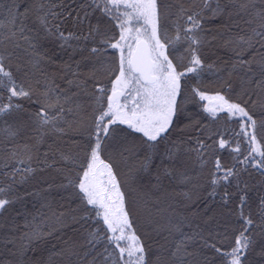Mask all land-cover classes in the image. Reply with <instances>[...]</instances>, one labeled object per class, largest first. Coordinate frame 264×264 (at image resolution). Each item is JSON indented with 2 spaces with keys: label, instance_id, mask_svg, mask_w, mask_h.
<instances>
[{
  "label": "trees",
  "instance_id": "1",
  "mask_svg": "<svg viewBox=\"0 0 264 264\" xmlns=\"http://www.w3.org/2000/svg\"><path fill=\"white\" fill-rule=\"evenodd\" d=\"M102 2L103 0L101 6ZM217 2L223 11L213 14L211 9L216 8ZM158 4L165 13L166 18L162 24L167 29L169 38L175 36L176 26L181 29L186 26L180 9L189 10L190 13L203 6L201 0H158ZM236 7L230 0H210V7L205 9L202 20L205 35L214 37L218 32L224 33L232 41L228 45L230 51L217 47L218 53H215V39L201 47L200 56L205 67L198 73H187L181 77L180 94L177 96L178 111L173 117L166 142L162 141L157 149L150 150L144 144L142 134L135 133L127 125H116L113 126L116 128L114 136L105 142L106 146L100 154L105 163L112 165L124 195V207L131 225L126 234L134 233L139 238L145 248L147 264H169L170 248L174 247V241L180 238V234L174 231V225H180L183 233L193 237L188 245V251L193 255L185 258V264H225V257L216 249L221 252L230 251L235 246V238L243 225L240 218L241 195L246 196L244 215L251 213V218L259 223L258 206L260 198L264 196V170L255 169L251 164H239V160H243L249 150L243 136H236L241 130V118L237 116L229 119L226 111L218 112L213 117L205 111V102L193 91L197 89L210 97L219 92L230 102L247 101V108L257 121L255 134L264 147V127L261 126L264 121V91L258 87L252 90V86L264 75L260 67L264 49L253 47L244 52L242 58L246 61L255 55L250 73L236 70L227 77L225 73L226 69L232 68L233 62L238 59L237 52L242 51L244 47L237 42V38H247L251 28L256 26L246 23L248 15L244 12L238 13ZM255 8H264V0H255ZM45 13L47 27L51 29L50 34L46 33L45 27L37 19ZM113 13L120 15L115 9ZM0 22L4 25L0 28V36H8L9 27L15 30L23 23L27 28L34 30L26 32V35H36L38 32L44 37L39 41L37 48L43 58L35 67L31 63L34 59L31 50L25 51L27 45L23 41L20 42V48H15L11 40L0 42V56L4 57L5 67L11 71L17 83L23 84L26 90L33 91L31 101L26 98L13 100V103L23 105L25 111H13L0 116V187L5 189L0 198L11 201L0 210V264H89L93 257L94 264H112V260H106L105 257L111 253L112 259L118 258V249L114 244H108L103 237L99 243L93 242L96 244L95 248L88 243L89 233L93 229L98 233H110H107L102 218L96 217L95 206L86 204L82 199L83 194L75 185H78L79 177L89 162V136L86 129L90 126L92 117L99 114L94 101L98 94L95 90L96 83L104 86L107 94H110L115 75L109 73L113 69L116 74L119 73L121 50L108 48L100 43L104 37L114 36L119 39L120 29L117 27V21L104 14L94 0H0ZM232 24L236 26L231 27ZM57 25L66 36L73 33L74 36H79L80 40L71 37L67 42L60 40L59 32L56 31ZM127 26L133 27L132 36L135 37V29L142 28L143 21H131ZM224 27H227L228 33H225ZM92 28H97L99 34L85 40L84 36ZM109 42L114 43L115 40ZM131 43L135 49V39H132ZM93 47L102 51L92 54L90 50ZM186 47L185 43L180 42L175 46L174 52L171 48L168 49L169 59L177 65V71H185L189 66L187 59H179ZM124 55H128L127 43L124 44ZM101 64L107 70L97 71L95 76L87 80L85 89L80 90L67 83L68 80L86 79L90 71L94 67L99 69ZM208 65L212 67L209 68ZM249 76L251 83L244 81V95L240 84L237 85L236 82L241 77L247 81ZM56 85L59 86L56 92L65 89L60 93L61 103L65 108L64 119L56 121V127L65 129L64 132L54 131L50 125L39 128L38 123L29 118V113L38 112L40 109L36 101L39 99L43 102L45 99L41 93L47 87ZM248 89L251 92H247ZM72 93L78 94L73 96ZM247 93L252 94L251 99ZM50 96L54 99L55 93ZM64 96H70L71 99L65 102ZM7 102L8 93L3 91L0 104ZM77 103L82 105L79 115L86 118L85 125L79 127L73 124V127L69 128L65 121L74 120L76 117L68 113L67 109ZM104 107H107L106 95ZM57 111L58 108H54L50 110L49 115L55 116ZM243 119L246 121V118ZM9 125L14 130L18 129L16 137L9 138L4 131ZM187 125L190 126L187 128ZM221 138L230 141L224 149L219 148L218 142ZM198 139L205 145L201 150L203 156L194 150L198 147ZM129 143L138 146L132 161L139 168V174L132 171L129 160L121 158L115 147ZM25 145L28 146L27 149L24 148ZM237 145L241 148L239 154L232 151ZM166 148L176 150L174 159L166 157ZM13 149L17 152L15 156L11 155ZM150 151L151 163L145 170L140 165ZM29 153L32 157L30 161L27 159ZM62 154L72 159L63 160ZM217 159L224 168L236 165V170L240 171L239 177H230L228 181L221 179L213 185V173L217 177L223 176V171H216ZM256 159L260 157L257 155ZM29 167L34 171H25ZM13 169L18 170L15 182L11 175ZM165 169H169L170 174L166 173ZM21 176L24 177L23 180ZM69 179L74 181L73 185L68 184ZM153 186L155 189L152 190ZM213 191L215 195H212ZM225 192L229 194L227 203L222 199ZM142 195H145L144 198L148 195L151 200H141ZM67 197L69 201L64 200L68 199ZM148 209L159 213L155 216L158 221L154 220V226L156 222L160 225L168 224L164 231H159L160 234L156 235L153 225L148 223L149 219L145 215ZM62 219L68 226H60ZM26 224L28 227H25ZM32 230L41 234V238L34 240L21 254L19 237L22 232ZM259 231L258 227L252 228V233ZM5 239L14 242L12 241V245H6ZM254 239L256 242L247 251L243 264H264V255L260 254L264 237L255 235ZM126 243L121 242L122 246ZM165 243L168 246L162 254L159 246ZM210 245H215V248ZM38 248L42 251H37ZM48 248L62 254L63 259L57 257L47 261Z\"/></svg>",
  "mask_w": 264,
  "mask_h": 264
},
{
  "label": "snow or ice",
  "instance_id": "2",
  "mask_svg": "<svg viewBox=\"0 0 264 264\" xmlns=\"http://www.w3.org/2000/svg\"><path fill=\"white\" fill-rule=\"evenodd\" d=\"M235 4L236 11L244 12L248 15V19L245 21L248 24H255L256 26L251 28L250 35L247 38L240 36L237 38V42L243 45V49L237 52V61L233 62L232 68L229 70V75L233 71L243 70L246 73L252 71L251 65L255 60V55L249 60H244L242 57L244 52L251 50L253 47L258 49H264V8L256 9L255 0H230ZM94 3L100 10L109 15L112 19L117 21V27L120 29L119 39H115L114 36L104 37L100 43L112 49H120L121 55L119 59V73H115L113 69L109 74L115 75V79L112 80L111 94H107V89L96 83L95 90L98 93L95 98L96 111L98 115H94L91 119L90 126L86 129L88 131L89 143L87 145L89 149L88 157L89 162L84 169L82 176L79 177L78 187L80 193L83 194L82 199L86 201L87 205L95 206L96 217L102 218L103 224L107 228V233L97 232L93 229L89 233L88 243L95 248L96 243L100 242V238L103 237L108 241V244H114L118 249V258L112 259V254L109 253L105 257L106 260H112V264H147L145 258V248L139 241V238L133 233L127 235L126 232L131 228L128 213L124 207V195L120 190V185L117 182L116 176L113 173V167L110 163H105L100 154L104 147L105 142L110 140L115 132L116 125H127L129 129H132L135 133L142 134L143 142L150 150L158 148L162 141L166 142L167 135L170 131V127L173 124V117L178 111L177 96L180 94L181 77L187 73H198L203 70L205 65L200 56L201 47L210 43L215 37H208L205 35L203 29L202 20L204 19V11L210 7V0H201L203 5L201 8L195 11L180 9V15L185 17V27L182 29L176 26L175 36L169 38L167 29L163 27L162 21L166 18L165 13L161 11L158 0H103L101 6V0H94ZM113 9L120 13L119 16L113 13ZM124 9V11H121ZM130 9L131 11H127ZM250 9L252 11H250ZM213 14H218L223 11L220 4L217 2L216 8L211 9ZM23 15V14H21ZM55 15V13H53ZM47 13L44 16H39L37 19L40 24L45 27L46 33L50 34L51 29L47 27L46 21ZM121 17H124L123 19ZM131 21L140 22L143 21L142 28L135 29V37L132 36L133 27L127 26ZM15 23V17H13L12 24ZM4 25L0 22V28ZM149 28L151 31L149 32ZM33 29H29L21 23L20 26L12 30L9 27L8 36H0V42L4 40H11L15 48H20L21 41L27 45L25 51L31 50V56L34 58L31 63L33 67L37 66L40 62V53L37 51L39 47V41L44 39L37 32L36 35H26V32H32ZM56 31L59 32V39L67 42L68 39L74 38L80 40L79 36H74L73 33H68L66 36L64 32L59 30V25L56 26ZM99 34L97 28L90 29L89 33L84 36V39L94 38ZM143 37V39L141 38ZM258 38V39H256ZM135 39L136 45L133 49L131 40ZM115 40L114 43L109 41ZM183 42L187 45L184 49V53L179 57L180 60L187 59L188 67L185 71H177V65L173 63L172 59H169L168 49L175 51V46ZM127 43L128 55H124V44ZM226 44L232 43V41H226ZM102 50L93 47L90 52L96 54ZM190 57V59H189ZM4 57L0 56V95L3 91L8 93V102L0 104V116L8 115L13 111L21 112L25 111L23 105L19 103H13L14 98H26L31 101L33 91L31 89L26 90L23 84L17 83L10 70L4 65ZM127 65V67L125 66ZM207 67L211 68V65ZM260 67L262 73H264V57L260 60ZM107 70V68L101 64L100 68H93L84 80H68L69 85H74L77 89L83 90L87 86V80L92 76H95L97 71ZM134 73L138 75H133ZM73 75H78L73 73ZM6 78V79H5ZM243 81V78H241ZM247 83H251V76L248 77ZM39 83V81H37ZM49 84L51 82L49 81ZM59 86L47 87L41 95L45 98L43 102L39 99L36 101L40 105L38 112L29 113V118L38 123L39 128L44 126H51L52 130L56 132H64L65 129L56 127L57 120L64 119L65 108L61 103L60 93L65 89H60L56 92ZM256 87L264 91V75L261 79L256 81ZM193 91L204 100H214L217 104L212 107H206L205 111L209 112L213 117L218 112L226 111L229 114V119L239 116L241 118V130L236 133L237 137L243 136L244 140L248 144V152L244 155L243 160H239V164L246 165L251 164L255 169L264 170V147L261 146L255 134L257 128V121L250 114L247 108V101L230 102L224 95L219 92L215 96H207L204 92L193 89ZM55 93V98H51L50 94ZM134 93V94H133ZM78 93H72L73 96ZM249 99H251V93H247ZM107 96V107H104V96ZM129 96H131L132 107L129 108ZM124 97L125 103H120V98ZM70 96H64L63 100L67 102L70 100ZM255 104L256 102L253 101ZM58 108L55 116H50V110ZM82 111V105L80 103L75 104L74 107L67 109L68 113H71L74 120H66L65 123L69 128L73 127V124H77L79 127H84L86 118L80 116ZM246 118V121L243 119ZM105 121H107L105 123ZM261 126L264 127V121L261 122ZM78 130V129H76ZM4 131L7 132L9 138L16 137L18 129H13L9 125ZM43 133H41V136ZM223 136V134H221ZM219 148L224 149L229 145L230 141L221 138L219 140ZM198 155L203 156L205 145L201 140H197ZM28 148L27 145L24 146ZM127 150V149H123ZM175 149L166 148L165 154L168 159H174ZM235 153H241V148L237 145L232 150ZM12 156L17 155L15 149L12 150ZM260 159H256V156ZM31 154L27 156V159L31 160ZM61 159L70 160V156L61 155ZM23 162V161H21ZM151 163V151L145 156L141 162V168L147 169V166ZM216 171H223L222 177H217L213 173V179L211 183L216 185L221 179L228 181L230 177H239L240 171L236 170V165L230 168H224L220 160L217 159L215 163ZM246 170V169H242ZM17 169L12 170L13 180L17 174ZM25 171L31 173L34 171L31 167ZM165 172L170 174L169 169H165ZM107 174L108 181L104 184L103 181L97 179L98 176ZM264 174V173H262ZM24 177L21 176V180ZM15 182V180H14ZM69 185H73L72 179L68 180ZM239 186V180H237ZM12 185H9L11 188ZM5 193V189L0 187V196ZM212 195H215L213 191ZM227 203L229 194L225 192L222 197ZM11 203L9 199L0 198V210H3L6 205ZM246 203V196H240V218L243 221L242 229L235 238V246L230 251L221 252L220 249H216L221 255L225 257V264H243V258L247 251L255 244L254 236L258 235L264 237V196L260 198L258 212L259 223H256L251 218V213L244 215L243 206ZM25 227H28L26 224ZM258 227L260 231L258 233H252V228ZM174 231L180 234V238L174 241V247L170 248V255L168 256L169 264H185V258L193 255L188 251L189 242L193 237L189 236L181 231L180 225L173 226ZM118 233V234H117ZM41 238L36 230L30 232H22L19 239L21 241L19 245V251L21 254L27 250L28 246L34 240ZM11 242V241H10ZM121 242H127L125 246H122ZM207 246V245H206ZM215 248V245H210ZM107 249H105L106 251ZM261 255H264V245L261 248ZM99 255V254H98ZM95 257L89 261V264H94Z\"/></svg>",
  "mask_w": 264,
  "mask_h": 264
},
{
  "label": "rangeland",
  "instance_id": "3",
  "mask_svg": "<svg viewBox=\"0 0 264 264\" xmlns=\"http://www.w3.org/2000/svg\"><path fill=\"white\" fill-rule=\"evenodd\" d=\"M231 27H235L236 26V24L235 25H230ZM223 29H225V33H228V29H227V27H224ZM227 35V34H226ZM215 42H214V45H215V53H218V49H217V47L219 48V49H222V50H224V51H230V46H228L229 44H226L225 42L226 41H230V38L229 37H227V36H225V34L224 33H222V32H218L215 36ZM85 59V58H84ZM86 60V59H85ZM224 70H225V68H223ZM230 70V69H229ZM229 70H227L226 69V71H225V73H226V77L227 76H229ZM136 75H138V74H136ZM241 78H243V81H242V79ZM239 80H237V82H236V84L237 85H239L240 84V88H241V92L244 94V95H246V89H245V86H246V84H244V81L246 82V78H244V77H241ZM235 82V81H234ZM235 84V83H234ZM111 88H112V86H111ZM256 85H253L252 86V90H256ZM247 92H251V90H249L248 89V91ZM110 94H111V92H110ZM134 94V93H133ZM207 95V94H206ZM208 96V95H207ZM128 100H129V108H131L132 107V104H131V96H129V98H128ZM204 102H205V107H212L214 104H217L218 102L217 101H214V100H211V101H208V99H204L203 100ZM207 102V103H206ZM120 103L121 104H124L125 103V100H124V97H121L120 98ZM191 120H192V118H191ZM107 122V121H106ZM105 122V123H106ZM190 125H187V128L189 127ZM78 134V133H77ZM76 134V135H77ZM79 135V134H78ZM77 135V136H78ZM117 136V135H116ZM113 143H114V141H113ZM130 145V146H129ZM74 146H76V144L74 145ZM129 146V147H128ZM116 147V149L118 150V154L120 155V157L121 158H124V159H128L129 160V163H130V165H132V171L133 172H135V173H138L139 174V168L138 167H136L135 166V162L134 161H132V159H134L135 158V155H134V153H135V151L136 150H138V146L136 145V147H135V145L134 144H131V143H129L128 145H126V146H123V145H117V146H115ZM123 149H127L126 151L125 150H123ZM97 179L99 180V181H103V183L104 184H107V181H108V177H107V174L105 173L103 176H98L97 177ZM155 186H153L152 187V190L153 189H155L154 188ZM143 194V193H142ZM145 196V195H144ZM144 196L142 195V198H141V200H145V199H149L148 201H150L151 200V198L149 197H147L148 195H146V198H144ZM68 199H64L65 201H69V197H67ZM66 207H68L67 205H66ZM159 213H157L156 212V210H150V209H148L147 211H145V215H147V217H148V223H151L152 225H153V231H154V233L157 235L158 233H159V231L161 230V232L162 231H164V227H167V225L168 224H166V225H160V224H158L157 222H156V224H155V226H154V220L155 221H158L157 220V217H155L156 215H158ZM161 215H162V213H161ZM13 223V221L11 222V224ZM61 225L60 226H68L67 225V223L66 222H64L63 221V219H62V221H61V223H60ZM68 228V227H67ZM160 232V233H161ZM159 233V234H160ZM158 238H159V235L157 236ZM156 237V238H157ZM162 237V236H161ZM7 241V242H6ZM13 241V240H12ZM12 241L10 242L9 241V239H5V242H6V245L7 244H10V245H12ZM14 242V241H13ZM168 246V244H166L165 243V245H160L159 246V250L162 252V254L164 253V249L166 248ZM5 251H6V249H4ZM42 251L41 250V248H38L37 249V251ZM48 253H47V257H46V260L47 261H50V259L52 260V258H57V257H61L62 256V254H60L59 252H57V251H55V250H53L52 248H48ZM44 252V251H43ZM11 253V252H10ZM8 254H9V252H8ZM18 254H20V252H18ZM65 256L67 255V253H66V251H65V254H64ZM2 258V257H1ZM62 258V257H61ZM63 259V258H62Z\"/></svg>",
  "mask_w": 264,
  "mask_h": 264
}]
</instances>
